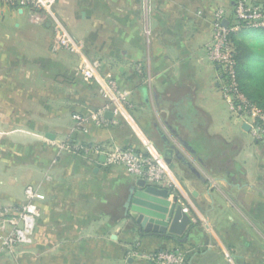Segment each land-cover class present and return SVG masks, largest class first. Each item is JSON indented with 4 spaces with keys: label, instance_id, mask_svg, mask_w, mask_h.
<instances>
[{
    "label": "crops",
    "instance_id": "obj_1",
    "mask_svg": "<svg viewBox=\"0 0 264 264\" xmlns=\"http://www.w3.org/2000/svg\"><path fill=\"white\" fill-rule=\"evenodd\" d=\"M232 1L58 0L83 56L55 48L51 19L36 25L29 10L0 2V217L16 215L29 186L38 210L24 253H0V264H153L133 255L138 245L183 248L184 264H264V141L232 115L206 51L216 10L230 15ZM85 61L97 63L89 81ZM111 80L130 91V106L100 125L90 116L108 103ZM75 114L88 117L87 132ZM111 147L166 164L152 191L178 197L170 223L132 217L140 179L107 163Z\"/></svg>",
    "mask_w": 264,
    "mask_h": 264
},
{
    "label": "built area",
    "instance_id": "obj_2",
    "mask_svg": "<svg viewBox=\"0 0 264 264\" xmlns=\"http://www.w3.org/2000/svg\"><path fill=\"white\" fill-rule=\"evenodd\" d=\"M5 2L9 5L30 7V17L35 23H42L51 19L54 24L55 47L83 56L82 43L71 35L55 13L58 0H5ZM231 9L233 11L232 19L229 18L226 9L219 8L216 10L214 14L213 37L206 51L210 61L219 66L223 72V98L227 101L232 115L249 122L252 125L256 138L259 141H264V112L252 104L239 89L235 69V47L230 38L232 32L242 31L246 28L264 30V6L255 3L253 0H233ZM225 21L228 24H225ZM96 67V62L90 63L85 61L81 65V72L85 80L89 81L94 77ZM109 85V89L102 90L108 103L104 108L92 113L90 116V118L100 125L106 124L105 113L108 110H112L115 116H119L125 107L130 106V91L119 87L114 80H111ZM74 120L78 130L87 132L88 117L75 114ZM62 146L86 154L101 152L100 146L94 144L81 143L73 145L72 143H67ZM105 154L108 164L124 167L130 175L144 179L151 186L162 185L167 180L168 170L166 164L153 155L140 153L134 148L120 147H111ZM26 194V204L22 209L19 207L17 210L24 229L14 231L12 244L17 241L16 238H19V241L28 242L36 228L38 210L34 201L37 197V192L33 186H29L26 189ZM184 210L188 211V208L186 207ZM133 255L150 261L153 264H184L186 261V251L183 248L148 251L142 250L141 246L138 245Z\"/></svg>",
    "mask_w": 264,
    "mask_h": 264
},
{
    "label": "water",
    "instance_id": "obj_3",
    "mask_svg": "<svg viewBox=\"0 0 264 264\" xmlns=\"http://www.w3.org/2000/svg\"><path fill=\"white\" fill-rule=\"evenodd\" d=\"M225 24H228L225 21ZM112 115V112L106 113V115ZM50 139H54L53 135H49ZM181 143L190 151H194L185 141H181ZM169 152H173L172 149H169ZM179 159L183 164L192 167L191 164L183 158L182 155L179 154ZM138 184L142 188V190L135 191L132 188L131 194L129 196V200L126 203V208L128 210L132 209L131 215L137 220L143 221V224L147 221L157 222L161 224L170 223L176 215H178V197H175L171 202L168 200L167 195L162 194L156 195L152 190L156 188V186L149 185L144 179H140ZM146 185H148L146 187ZM183 209L181 208V212ZM128 213V212H127ZM182 214H179L180 217ZM143 218V219H142Z\"/></svg>",
    "mask_w": 264,
    "mask_h": 264
},
{
    "label": "rangeland",
    "instance_id": "obj_4",
    "mask_svg": "<svg viewBox=\"0 0 264 264\" xmlns=\"http://www.w3.org/2000/svg\"><path fill=\"white\" fill-rule=\"evenodd\" d=\"M0 2L7 5V6L14 8V9L20 8V9L29 10V18L31 20V17H30L31 8L30 7H21V6L9 5L8 3L5 2V0H0ZM31 22L33 24H36V25H41V24L43 25L47 21H44L42 23H35L31 20ZM237 36H238L239 40L244 41L247 44V46L249 47L250 54L248 56L247 63L252 68H255L263 59L262 55L264 54V30L246 28L245 30L237 32ZM82 45H83V49H84V44L82 43ZM103 96H104V94H103ZM229 109H230V107H229ZM26 197H27V195H26ZM25 199H27V198H25ZM26 201L27 200H24L22 205H20L21 209L26 204ZM19 229L23 230L24 227H23V224L21 223V218L19 217V213L17 210H16V215L8 216V217L5 215H2L0 217V240L2 243L0 246V253L1 254H3L4 252L8 254L10 252L15 251V254L19 256L21 253H24V245L26 242H24L22 240L19 241V238H16L17 241L14 244H12V236L14 234V231L19 230ZM20 238H22V237H20ZM22 239H24V238H22ZM6 248L9 251L6 250Z\"/></svg>",
    "mask_w": 264,
    "mask_h": 264
},
{
    "label": "trees",
    "instance_id": "obj_5",
    "mask_svg": "<svg viewBox=\"0 0 264 264\" xmlns=\"http://www.w3.org/2000/svg\"><path fill=\"white\" fill-rule=\"evenodd\" d=\"M232 17L233 11L231 9L229 18L232 19ZM230 38L235 47V69L239 89L252 104L264 112V54L261 62L252 68L247 63L250 54L247 44L239 40L237 32H232Z\"/></svg>",
    "mask_w": 264,
    "mask_h": 264
}]
</instances>
